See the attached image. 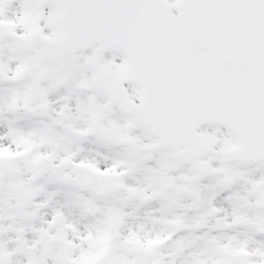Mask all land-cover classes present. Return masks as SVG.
I'll return each mask as SVG.
<instances>
[{
    "label": "snow or ice",
    "instance_id": "obj_1",
    "mask_svg": "<svg viewBox=\"0 0 264 264\" xmlns=\"http://www.w3.org/2000/svg\"><path fill=\"white\" fill-rule=\"evenodd\" d=\"M0 264H264V0H0Z\"/></svg>",
    "mask_w": 264,
    "mask_h": 264
}]
</instances>
